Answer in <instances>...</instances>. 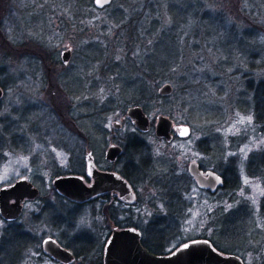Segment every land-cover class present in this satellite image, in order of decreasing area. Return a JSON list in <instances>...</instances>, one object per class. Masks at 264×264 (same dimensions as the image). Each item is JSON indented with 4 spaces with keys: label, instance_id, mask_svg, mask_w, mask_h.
Wrapping results in <instances>:
<instances>
[{
    "label": "rangeland",
    "instance_id": "obj_1",
    "mask_svg": "<svg viewBox=\"0 0 264 264\" xmlns=\"http://www.w3.org/2000/svg\"><path fill=\"white\" fill-rule=\"evenodd\" d=\"M63 51L70 53L66 63ZM164 83L172 93L160 97ZM260 83L264 0H110L101 8L93 0H0V187L24 177L40 191L18 220L34 239L20 264H59L41 253L45 237L87 254L69 264L101 262L109 212L116 229L133 224L141 233L165 218L155 231L164 232L166 251L204 239L243 264H264V128L254 116ZM103 105L110 109L99 114ZM134 105L151 123L141 136L154 167L151 179L134 189L135 201L118 203L110 194L73 205L55 194L53 180L73 169L92 183L85 175L87 150L98 168L105 167L107 146L136 132L126 116ZM158 114L173 128L187 125L189 136L155 137ZM126 160L120 157L111 170L118 172ZM190 161L217 173L233 169L234 191L209 194L188 186L182 177ZM168 169L180 179L183 207L170 195L166 208L154 179ZM9 226L0 219V238ZM171 228L176 234L167 239ZM220 235L235 241L222 242ZM10 239L1 264L21 242Z\"/></svg>",
    "mask_w": 264,
    "mask_h": 264
},
{
    "label": "water",
    "instance_id": "obj_2",
    "mask_svg": "<svg viewBox=\"0 0 264 264\" xmlns=\"http://www.w3.org/2000/svg\"><path fill=\"white\" fill-rule=\"evenodd\" d=\"M109 2L110 0H93L97 8ZM69 58V51H63L62 61L66 63ZM157 92L160 96H167L171 94L172 86L164 83ZM1 96L2 89L0 88ZM126 115L139 132L144 133L149 130V119L140 106L129 107ZM113 127L120 129V125L116 122ZM171 129L172 121L166 116L157 115L155 135L169 142L173 137ZM174 130L180 138H185L190 133L187 125H177ZM120 153V146L111 145L105 151V159L113 162ZM187 171L196 180V185L200 189L214 193L218 187L223 185L221 176L211 170L203 172L198 168L197 162H190ZM86 173L94 181L91 186L85 185L80 176L67 175L56 177L52 182L53 187L59 194L79 203L108 190L118 191L120 198L125 201H133L134 193L127 181L117 173L99 171L93 163L90 152L86 155ZM38 194V189L25 178H20L9 186L1 187L0 216L6 221L16 220L22 211L21 203L25 199L34 200ZM139 239L140 233L134 228L114 230L104 249V264H243L239 257L220 253L207 240L189 241L171 254L155 256L140 245ZM42 250L64 264L73 260V255L50 237L42 241Z\"/></svg>",
    "mask_w": 264,
    "mask_h": 264
},
{
    "label": "trees",
    "instance_id": "obj_3",
    "mask_svg": "<svg viewBox=\"0 0 264 264\" xmlns=\"http://www.w3.org/2000/svg\"><path fill=\"white\" fill-rule=\"evenodd\" d=\"M83 1H86V0H83ZM156 31H157L156 26H152L151 28H149V33H151L150 36L156 33ZM153 71L154 70H152V72ZM258 86H259L258 92L255 93L254 95V116H255L256 123H259L261 127L264 128V83H260ZM109 109L110 107L108 105H103L99 109V114H105L109 111ZM87 118H90V117L87 116ZM87 136L89 137V139H91L90 134H88ZM118 145L122 147V154L120 157H123L125 155L127 157V160L121 165L120 169L118 170L119 174L123 176L134 189L136 188L139 182L144 180V177L151 179V177L149 176L154 170V167L152 163L150 162L151 161L150 157L148 156V154L146 153L144 149L145 143H144V140L141 134L138 132H133L127 135V137H125V139H123L121 143H118ZM138 157H140V162L142 161L143 165L144 164L146 165L144 168H148L147 171L142 172L141 167L139 165V160L137 159ZM252 159L254 158H250L249 165L253 164ZM263 159H264V154L262 157H260V163H261V160ZM166 162H163V163H166ZM261 165L264 166V164L262 163ZM219 174L223 177V180H224V186L222 189L226 190L227 192L234 191V188L237 186L238 179L233 169L228 167L226 170H223V172ZM159 175L154 176V179H156L157 185L161 189V192L164 193V195H166L167 202L165 203V206L168 204V198L170 195H174L175 198L177 199V203L182 205V207L185 206V204L183 205V203L180 202V196L182 193L180 191L182 190L179 184V180H180L179 177L174 176L170 169L166 170L164 173H161L160 176ZM182 181L186 183L188 186H190L193 183L192 179L188 177L186 174L182 177ZM187 188H184V191H186ZM172 208L173 207L168 208V216L172 214L171 213ZM262 208H264V201H262ZM226 216L229 217V214H226ZM114 223L117 224V222H114ZM164 223H166L165 218L163 217L159 218L158 219L159 225L155 223V226H153L154 228L151 227L150 229H146V231L143 232V236L141 239L142 245L148 250H150L151 252H158V250L156 249L160 248L161 246L159 243L160 241H162L161 238L163 237L164 232H162V236H161L158 231H155V228ZM212 224L215 225V224H218V222L215 221V223H212ZM166 225L168 226L169 224H166ZM219 225H220V232H221V230H223L225 226H223V224H220V223ZM162 226H165V225H162ZM175 234H176L175 230L172 229L171 233L167 234V239L174 236ZM10 238L20 239L21 242L20 244H17V246L13 247L12 253H11L12 256L8 259L7 264H20V261L23 258L22 253L26 250L27 247L31 246L34 243V239L31 238V234L28 231L24 230L20 224L18 223L11 224V226H9L8 229H5V231L1 235L0 256L2 255V251L7 241L11 240ZM220 240L226 243H233L235 241L232 237H229L226 235L225 236L220 235ZM67 248L69 247L67 246ZM69 249L72 251L71 248ZM89 250L90 248L87 249V251ZM73 254L75 257H78L79 255H87L86 253L82 254V252H79V251L77 252L74 251ZM97 264H101V262L99 261V263Z\"/></svg>",
    "mask_w": 264,
    "mask_h": 264
},
{
    "label": "flooded vegetation",
    "instance_id": "obj_4",
    "mask_svg": "<svg viewBox=\"0 0 264 264\" xmlns=\"http://www.w3.org/2000/svg\"><path fill=\"white\" fill-rule=\"evenodd\" d=\"M111 145V144H110ZM85 162V161H84ZM107 161H105V163H106ZM118 163V159L115 161V162H113V163H106V166L105 167H103L102 169H100V168H98L97 167V165H96V167H97V169L99 170V171H112L111 170V167H114L116 164ZM199 169H201L203 172L206 170V169H204L200 164H199ZM71 174H73V175H77V176H80L82 179L84 178L82 175H81V172H80V170H71ZM85 175H86V177H88L89 178V176L87 175V173H86V165H85ZM83 181H84V179H83ZM194 182H195V180L193 179V184H194ZM92 184V183H91ZM90 184V185H91ZM131 188H132V190L134 191V189H133V187L131 186ZM110 194H114V195H117L118 193L116 192V191H114V190H108V191H105V192H103L102 194H100V195H98V196H96V197H94V198H97V197H106V196H109ZM119 195H117V201H118V203H119V201H121V202H123V203H126V204H131V203H127V202H125V201H122V200H120L119 199V197H118ZM108 200V199H107ZM106 200V201H107ZM33 202V201H32ZM26 203H29V202H25L24 204H23V209H24V206H25V204ZM74 205H78V204H74ZM79 205H81V204H79ZM114 211V210H113ZM108 219L112 222V226H111V228H110V230L112 229V228H114V226L115 225H117V224H115L114 222H116V221H114V219H113V215H112V212H109L108 213ZM128 226H134L133 224H129V225H123L122 227H128ZM141 233V232H140ZM142 235V234H141ZM108 239V238H107ZM107 239H106V241H107ZM161 246H160V248H158V249H156V250H158V252H151V253H153V254H155V255H157V256H164V255H167V254H169V253H172L173 251H175L178 247H176L175 249H173V250H170V251H166L165 249H163V247H164V242H163V240L162 241H160V243H159ZM221 251V250H220ZM221 252H223V251H221ZM46 257H49L52 261H53V258L52 257H50V256H48V255H45Z\"/></svg>",
    "mask_w": 264,
    "mask_h": 264
}]
</instances>
